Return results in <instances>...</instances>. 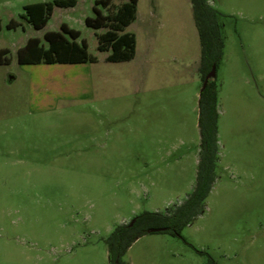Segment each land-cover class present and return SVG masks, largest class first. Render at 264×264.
<instances>
[{"label": "rangeland", "instance_id": "1", "mask_svg": "<svg viewBox=\"0 0 264 264\" xmlns=\"http://www.w3.org/2000/svg\"><path fill=\"white\" fill-rule=\"evenodd\" d=\"M0 0V264H110L107 237L144 212L182 204L200 151L201 44L191 0H138L135 58L111 63L86 25L98 0L55 8L38 30ZM226 46L221 170L181 237L139 238L125 264H264V0H209ZM114 0L105 15H115ZM15 21V29L8 25ZM80 31L95 63L21 65L30 38Z\"/></svg>", "mask_w": 264, "mask_h": 264}, {"label": "trees", "instance_id": "2", "mask_svg": "<svg viewBox=\"0 0 264 264\" xmlns=\"http://www.w3.org/2000/svg\"><path fill=\"white\" fill-rule=\"evenodd\" d=\"M115 15H105L103 10L110 8L114 0H98L94 6V17L86 19L89 28L109 30L99 36L100 51H111L107 61L111 63L129 62L135 58L137 42L132 33L125 32L137 17L138 0H120ZM193 16L201 44L200 72L202 81L212 70L217 68L224 57L226 37L221 23L222 14L215 9L209 0H191ZM77 0H54L53 2L36 3L25 6L27 21L40 30L52 17L55 8H73ZM17 23L12 21L9 29H15ZM80 31L62 25L60 32H47L45 46L40 38H30L27 44L17 53L21 65L38 64H86L95 63L97 58L88 51L86 43L78 42ZM10 62L9 50H0V65ZM219 86L215 80L209 81L199 97V130L200 152L196 184L186 200L179 205L167 208L163 212H144L133 221L118 225L107 237L108 258L110 264H125L124 257L130 247L139 238L151 233V229H162L158 233H167L181 237L182 231L204 214L206 201L220 177L219 145Z\"/></svg>", "mask_w": 264, "mask_h": 264}, {"label": "water", "instance_id": "3", "mask_svg": "<svg viewBox=\"0 0 264 264\" xmlns=\"http://www.w3.org/2000/svg\"><path fill=\"white\" fill-rule=\"evenodd\" d=\"M216 76H217V66L216 65H213L212 70L207 75V77H206V79L204 81V84H203V87H202L201 91H203L207 87L209 81L214 80L216 78ZM161 230L162 229H151L150 232L151 233H158Z\"/></svg>", "mask_w": 264, "mask_h": 264}, {"label": "crops", "instance_id": "4", "mask_svg": "<svg viewBox=\"0 0 264 264\" xmlns=\"http://www.w3.org/2000/svg\"><path fill=\"white\" fill-rule=\"evenodd\" d=\"M52 65H58V64H52ZM59 65H73V64H59ZM74 65H77V64H74ZM81 65V64H79ZM219 106H220V103H219ZM219 145H220V140H219ZM200 152V151H199ZM220 155H221V145H220ZM198 162H199V156L197 158V165H198ZM220 165H221V159H220ZM221 168V166H220ZM197 177V176H196ZM219 179V178H218Z\"/></svg>", "mask_w": 264, "mask_h": 264}]
</instances>
